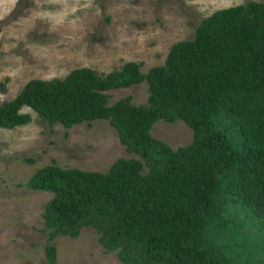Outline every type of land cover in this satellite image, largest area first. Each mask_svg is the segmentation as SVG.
I'll return each instance as SVG.
<instances>
[{
	"label": "trees",
	"instance_id": "obj_1",
	"mask_svg": "<svg viewBox=\"0 0 264 264\" xmlns=\"http://www.w3.org/2000/svg\"><path fill=\"white\" fill-rule=\"evenodd\" d=\"M142 81L145 103L108 102V90ZM22 107L66 128L107 120L137 155L103 172L53 160L32 172L26 185L52 194L46 264H56L50 241L83 226L127 264H264V1L212 11L145 72L128 60L106 73L82 66L29 79L0 104V127L28 123ZM156 120L182 121L190 141L171 149L150 134Z\"/></svg>",
	"mask_w": 264,
	"mask_h": 264
},
{
	"label": "rangeland",
	"instance_id": "obj_2",
	"mask_svg": "<svg viewBox=\"0 0 264 264\" xmlns=\"http://www.w3.org/2000/svg\"><path fill=\"white\" fill-rule=\"evenodd\" d=\"M224 7L228 0H0V81L6 79L0 104L29 79L62 77L75 67L106 73L131 60L145 72L163 63L172 43L190 39L201 18ZM107 93L109 103L128 95L142 104L146 83ZM21 111L28 123L0 127V264H46L42 211L52 194L26 185L32 172L51 160L103 172L116 158L137 155L124 149L107 120L66 128L43 122L28 107ZM149 132L171 149L191 139L180 120H156ZM50 243L56 264H127L101 246L90 226Z\"/></svg>",
	"mask_w": 264,
	"mask_h": 264
},
{
	"label": "clouds",
	"instance_id": "obj_3",
	"mask_svg": "<svg viewBox=\"0 0 264 264\" xmlns=\"http://www.w3.org/2000/svg\"><path fill=\"white\" fill-rule=\"evenodd\" d=\"M233 2L236 6H239L240 4L243 3V0H228V6L229 7L233 6Z\"/></svg>",
	"mask_w": 264,
	"mask_h": 264
}]
</instances>
